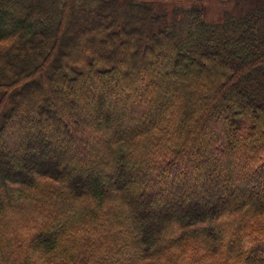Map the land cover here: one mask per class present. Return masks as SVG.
I'll list each match as a JSON object with an SVG mask.
<instances>
[{
    "label": "trees",
    "instance_id": "1",
    "mask_svg": "<svg viewBox=\"0 0 264 264\" xmlns=\"http://www.w3.org/2000/svg\"><path fill=\"white\" fill-rule=\"evenodd\" d=\"M208 1L0 0V264H264V0Z\"/></svg>",
    "mask_w": 264,
    "mask_h": 264
},
{
    "label": "rangeland",
    "instance_id": "2",
    "mask_svg": "<svg viewBox=\"0 0 264 264\" xmlns=\"http://www.w3.org/2000/svg\"><path fill=\"white\" fill-rule=\"evenodd\" d=\"M188 2H190V1H188ZM188 2H186V3L179 2V3H177V5L179 7H181L182 5L185 6V7L188 6V5L190 6V3H188ZM233 2H235V5L232 6V7H231L232 3L224 4V3H219V2H216V1H212V0L206 2L205 4L202 5L205 18L210 20V21L218 20V19H220L224 9L227 8V7L229 9L233 10L234 8L235 9L238 8V7H236V4H238V6H240L239 8H241V7L244 8V7L248 6L246 0H234ZM93 42H94V40H93ZM93 42L91 40H89V42H88L89 48L91 47V45H93ZM129 56H130V58L137 60L139 58L140 54L135 51L132 55L129 54ZM133 88H134V86L131 89H133ZM181 127L183 128L185 126L182 125Z\"/></svg>",
    "mask_w": 264,
    "mask_h": 264
}]
</instances>
